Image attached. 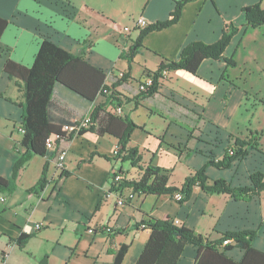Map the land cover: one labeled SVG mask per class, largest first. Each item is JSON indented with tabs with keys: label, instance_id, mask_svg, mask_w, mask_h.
Returning a JSON list of instances; mask_svg holds the SVG:
<instances>
[{
	"label": "crops",
	"instance_id": "obj_1",
	"mask_svg": "<svg viewBox=\"0 0 264 264\" xmlns=\"http://www.w3.org/2000/svg\"><path fill=\"white\" fill-rule=\"evenodd\" d=\"M179 1L141 0L136 14L151 25L165 20ZM260 1L195 0L185 4L175 24L143 37L129 67L121 54L139 30L134 27L118 35L120 22L92 0H0V18L10 21L0 37V176L9 178L14 162L26 153L21 145L23 135L18 132L23 83L4 73L3 66L10 59L31 67L46 38L73 55L84 56L107 75L108 84L118 80L119 72L128 75L116 92L123 116L136 125L127 148L135 149L141 158L135 166L114 160L117 140L88 130L61 138L54 150L34 156L21 170L15 191L0 193L4 199L0 201V262L5 254L6 264H39L45 256L47 264H113L119 249L127 246L121 264H135L150 234L142 224L164 218L210 240L221 234L255 232L251 246L264 254V191L233 199L194 187L183 203L171 195L134 192V198L122 207L109 194L112 170L123 172L128 181H138L146 167L158 168L168 174V185L177 188L202 168L209 181L224 180L233 188L251 187L252 174L264 175V148L255 140L256 147L248 148L247 155L228 168L208 164L221 160L240 136L234 119L243 92L228 78L224 60H204L196 75L172 71L151 96L137 90L138 82L146 73L155 72L163 59L177 61L181 50L194 42L216 43L229 25L238 29L223 53L225 59H231L247 31L242 9ZM105 102L100 95L89 102L57 84L50 111L57 124H72ZM59 150L67 152L61 173L54 170ZM45 164V186L28 193ZM121 190L123 196L133 191L131 187ZM37 224L40 229L35 228ZM22 233L33 237L20 249L15 240ZM243 253L234 247L226 256L239 262ZM195 255L196 248L186 245L177 264H193Z\"/></svg>",
	"mask_w": 264,
	"mask_h": 264
},
{
	"label": "trees",
	"instance_id": "obj_2",
	"mask_svg": "<svg viewBox=\"0 0 264 264\" xmlns=\"http://www.w3.org/2000/svg\"><path fill=\"white\" fill-rule=\"evenodd\" d=\"M192 1L195 0L177 2L173 12L165 20L139 30L138 37L128 50L121 54V58L127 61L129 67L142 46L143 37L149 32L160 31L175 24L180 18L183 6ZM242 13L246 30L264 25V8H261L259 4L243 8ZM9 23V20L0 18V37ZM237 31V28L229 25L216 43L194 42L181 50L177 61L163 59L155 72L146 73L145 76L152 75L155 81L153 86L142 94L151 96L156 93L158 88L156 80L160 77L162 70L170 72L182 70L196 75L199 66L206 59L224 60L227 66L234 65L232 59L223 57V53ZM3 71L9 77L23 83L24 105L22 106L21 126L24 129V134L21 145L26 149V153L20 155L14 162L9 178L5 179L0 176V193L11 195L15 191L16 181L24 166L34 156L45 155L46 141L49 137H57L56 142H59L61 138L73 137L74 134H66L63 130L64 126L71 125V123L57 124L50 111L53 90L57 84L89 102H94L99 95L106 99L104 104L93 108L89 114V127L81 130L79 134L88 130L99 136L110 135L117 140L119 148L114 160L129 162L131 166L137 165L141 160L135 149L127 148L130 135L136 125L127 116H117L111 112L114 108L122 106L116 87L126 81L128 75H123L121 79L108 84L107 75L100 69L91 66L84 56L73 55L47 38L40 43L31 67H24L7 59ZM223 78H226L225 74ZM252 140L254 141V139L234 138L232 146L223 158L208 164L217 168H228L235 160L244 158L248 148L256 147ZM47 167L48 164L43 166L39 179L33 187L27 190L28 193L36 192L45 186ZM64 174L66 175L65 172ZM250 181L251 187L233 188L224 180L209 181L205 175V169L202 168L186 177L182 186L177 188L168 185L166 172L148 166L138 181L124 182L119 185V189L131 187L137 194L155 196H173L175 193H181L183 199L180 203H183L189 198L194 187L200 188L207 194H225L233 199H246L264 191L263 174H252ZM142 225L150 230V234L135 264H177L186 245L196 248L193 264H264V254L251 246L255 232L221 234L218 239L210 240L184 226L173 225L169 218L150 219ZM32 237V235L22 233L15 242L20 249H23ZM224 241L228 242L225 246H223ZM234 247L240 248L244 252L239 262L226 256V253ZM127 248V246H122L119 249L113 264L122 263ZM39 264H47V256L42 258Z\"/></svg>",
	"mask_w": 264,
	"mask_h": 264
},
{
	"label": "rangeland",
	"instance_id": "obj_3",
	"mask_svg": "<svg viewBox=\"0 0 264 264\" xmlns=\"http://www.w3.org/2000/svg\"><path fill=\"white\" fill-rule=\"evenodd\" d=\"M92 2L110 10L117 19L115 21L120 22V31L116 30L118 35L126 34L124 29L134 28L141 0H92ZM258 4L264 8V0ZM240 41L231 58L234 65L227 66L226 73L228 78L235 80L236 86L243 92V101L234 122L239 125L240 138L254 139L264 148V25L248 29Z\"/></svg>",
	"mask_w": 264,
	"mask_h": 264
},
{
	"label": "built area",
	"instance_id": "obj_4",
	"mask_svg": "<svg viewBox=\"0 0 264 264\" xmlns=\"http://www.w3.org/2000/svg\"><path fill=\"white\" fill-rule=\"evenodd\" d=\"M148 22L143 18V17H139L135 24H134V27L137 29V30H142V29H145L147 26H148ZM125 32L129 33L130 30L129 29H124ZM126 33V34H127ZM170 74V71L168 70H162L161 73H160V77H158V79L156 80V84L157 86L162 82L164 81L165 79L168 78ZM123 73L119 72L117 75H116V78L119 80L123 77ZM154 78L152 75H149V76H145L142 80H140L137 84V90L139 93H145L149 90V88L151 86H153L154 84ZM112 114H115L117 116H123V111H122V108L121 107H116L112 110ZM89 124H90V119H89V116H86L85 118L81 119V120H78V121H75L73 122L71 125H67V126H64L63 127V130L66 134H74V135H77L79 134V132L81 130H84V129H87L89 127ZM18 132L20 134H24V129L23 127L20 125L19 128H18ZM57 141V137L55 136H51L48 138V140L46 141V150H54L55 149V143ZM118 151H119V148L118 146H116L112 152V155L113 157H116L117 154H118ZM66 154L67 152L65 150H59L57 152V155H56V159H55V164H54V170L56 172H59L61 173L64 169H65V157H66ZM110 179H111V192L109 193L110 195L113 194L116 196V204L117 206L119 207H122L125 205V203L127 202V200H132L135 196V193L134 191L126 194V195H122V191L121 189H119V185L124 183V182H130L127 180V176L123 173V172H120V171H116V170H112L111 172V175H110ZM173 198L174 200H176L177 202H180L182 201L183 199V195L181 193H175L173 195ZM1 202L4 201L3 198L0 199ZM173 225H178L179 222L178 221H173L172 222ZM41 227V224H37L35 226L36 229H40ZM146 226H142V228H145ZM89 232L91 233L92 230H89ZM228 242L227 241H224L223 242V246L227 245ZM5 258H6V255L3 254V257H1V262L0 264H6L5 262Z\"/></svg>",
	"mask_w": 264,
	"mask_h": 264
}]
</instances>
